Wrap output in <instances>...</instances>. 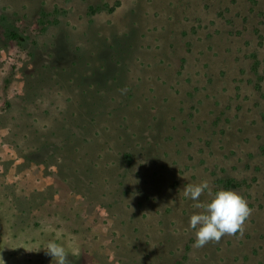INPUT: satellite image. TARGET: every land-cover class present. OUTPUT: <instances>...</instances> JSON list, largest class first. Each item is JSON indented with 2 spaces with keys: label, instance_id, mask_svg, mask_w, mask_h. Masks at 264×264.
Masks as SVG:
<instances>
[{
  "label": "rangeland",
  "instance_id": "1",
  "mask_svg": "<svg viewBox=\"0 0 264 264\" xmlns=\"http://www.w3.org/2000/svg\"><path fill=\"white\" fill-rule=\"evenodd\" d=\"M219 190L251 215L196 248ZM50 241L70 264H264V0H0V257L55 264Z\"/></svg>",
  "mask_w": 264,
  "mask_h": 264
},
{
  "label": "clouds",
  "instance_id": "2",
  "mask_svg": "<svg viewBox=\"0 0 264 264\" xmlns=\"http://www.w3.org/2000/svg\"><path fill=\"white\" fill-rule=\"evenodd\" d=\"M205 190L208 191V195H212L207 180L187 185L183 189V194L193 201H199ZM194 207L201 210L191 215L189 221V226L196 230L194 244L196 248L204 247L209 242L219 243L225 235L234 236L237 233L242 235L245 222L252 211L246 199L234 190H219L210 202H197ZM46 253L53 258L55 264H70L65 247L55 241L48 242ZM0 264H4L2 257Z\"/></svg>",
  "mask_w": 264,
  "mask_h": 264
},
{
  "label": "trees",
  "instance_id": "3",
  "mask_svg": "<svg viewBox=\"0 0 264 264\" xmlns=\"http://www.w3.org/2000/svg\"><path fill=\"white\" fill-rule=\"evenodd\" d=\"M9 36L16 40H21L20 34L17 32H14V31L9 32ZM226 185H228V187H231L232 185H235V183L233 184L232 180H227Z\"/></svg>",
  "mask_w": 264,
  "mask_h": 264
}]
</instances>
